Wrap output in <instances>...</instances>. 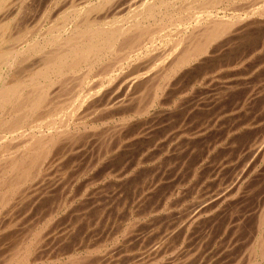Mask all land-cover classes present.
Masks as SVG:
<instances>
[{"label":"rangeland","instance_id":"374dc122","mask_svg":"<svg viewBox=\"0 0 264 264\" xmlns=\"http://www.w3.org/2000/svg\"><path fill=\"white\" fill-rule=\"evenodd\" d=\"M19 1L23 2L24 0H18V4H16V6H18V7L21 6L22 11H19L20 13H24V12L25 13L24 14H20V16H19V12L16 13V15L18 14L19 20H18V17L15 16L16 18L14 19V21L12 23H14L15 20L17 19L19 21V24H18L17 21L14 24H12V23L10 24L9 23V29L13 30V25H14L15 26V28H14L15 31L13 30L14 31L13 34H15V32L17 33L18 29L20 31L21 30L24 31V28H25V30L27 31V34H29V35H30V33L32 34L30 36H37L38 35L37 32L39 33L40 30L41 31H45L46 29L49 28V27L47 28V26H50V24H52V23L55 25V22H57V20H58L57 24H59V22L62 19H59V17H61V16L56 18L55 12H56V10L58 8H59L58 10H60L61 6H62V9H63V7L65 8V7L69 6V4H71V2H74V1H76V2L77 1L78 2L83 1L84 2V0H74V1L73 0H66L68 2V4H67V2L65 0H61V1L60 0H52V2H51V0H48V1L47 0H45V1L44 0H42V1L41 0H39V1L30 0L31 2L25 0L27 2L25 4L32 3L30 5H27L28 6V8H27L26 5L24 6V2H23V6H24L23 7L21 5L22 3L19 2ZM85 1H87V0H85ZM90 1L95 3V1H97V0H90ZM239 1H240V3H239ZM239 1L238 0L236 1L237 4L239 3L238 7L242 6V7H239V8H241L243 10L244 8H246V7H244V5L247 6L248 4L251 3L250 1H253V0H248V1L246 0L247 2H249L248 4L246 3V1H244L245 3L242 0H239ZM47 2L50 5H47ZM56 2L59 3L60 5H59V7H57L55 9V11H53L52 10V6ZM231 2H228L229 6L232 5V4L230 5ZM257 2L259 3L261 1L256 0V3ZM235 4L233 3V5L231 7H229L228 4H227L226 8H224L225 6L223 7V9L219 8L220 14H222L223 12L226 13V14H230L233 11V7H237V4L236 5ZM18 7H17V9H18ZM22 7L25 8L26 10L23 9ZM228 7H229V9H228ZM40 10H41V13H40ZM227 10H229V12ZM48 11H51L49 15H48V13H49ZM23 15H25V16H23ZM21 16L24 17L23 18V22L21 20L22 19ZM37 19H38V21H37ZM52 20H53V22H52ZM54 20H55V22H54ZM35 25H37L40 29L36 28L37 26H35ZM17 27H19V28H17ZM29 28H31L30 31H29ZM32 31H34L36 35ZM242 36L243 37L239 39L240 43L237 42L239 40L236 41L237 43L236 42L233 43L234 45L231 43L233 45L231 47L232 51H230V50H229V52L227 51L226 54H225L226 58H222L221 59L222 61L225 62L224 65L222 64L223 62L221 63V65H222L221 68L219 67V68L215 69L214 71L213 70L210 71L209 70L210 67H208V65L207 66L203 65L204 68L201 67V69L199 68V66H196V67L192 68L193 72H187L185 74H181L182 72H179V73H177L174 76L175 79H174V77H172V79L171 78L167 79L166 82L163 81V83L165 82V85H162L161 77H157V79L159 81L158 80L156 81V78L154 77V79L156 81L155 83L158 84L160 82V84L163 86V89L160 90V92H158L159 95L154 100V104L152 105L153 107L149 108V111L141 113V115H140V112H138V111H137V113H139V114L134 112V110L133 111L130 110V109H133V108L135 109L136 107L134 105L132 106L131 104H129V102L131 103V100H133V98L135 96H137V97H141V99L138 98L140 100H142V99L146 100V102H144L145 104L141 101L143 103V106H145L146 104H149L150 100L151 99L153 100L152 96L154 95V92H151V90H154V86H152V84H150V82H149V85L148 84L146 85V87H149V88H145L144 87L146 89V91H145V89L143 87H141V89H143V90H140V91H137V90L140 89V87H139V89H136V90H134L133 88H132L133 90L129 88V90H131V92L132 91H134V92L137 91V93L136 92L135 93L134 92L131 93L130 91H129L130 92L129 93V92H127L128 90L125 87L127 85L125 83H127L128 78L130 79V77L137 76V72L136 71H138V72L139 71L140 72L143 71L144 74L147 72L148 75L150 74V76H151V77H149L147 75V78L149 77L150 78L149 81L153 82L152 80H154V79H152L153 78L152 76H154L155 72L158 71L159 68L162 69L163 65L161 64L162 67H161V65H159L158 68H157V66H155V69H153V70L151 68H153L154 66L150 68V66H151L150 64L146 65L147 68H145L146 66L145 67L141 66L140 69H139V67H140L139 65L143 61L145 62V64L148 63V62L150 63L151 60L150 61H148V60L152 57L153 53H155L159 49V51L156 54H153L152 61L154 60V58H157L160 54H162L163 51H165L169 47V45L165 44L164 47L163 46H159V48L155 49L156 51L153 50L154 51V52L152 51L153 53L150 52L148 54V57H147V55H146V57L142 56L143 58L141 56H139L140 58H142L141 60H143V61H141L140 59L138 60V58H139L138 57L137 61L135 59H133L128 64H124L122 67H120L119 70L116 68L115 73L113 72L110 75V76H112V79L108 75L109 73L108 74L107 73H103L104 72L103 71L104 68L102 69V67L104 66L103 65L104 63L102 64L103 66L101 67V70L103 72L98 71V69H100L101 65L98 66L99 68L96 67L97 69L94 68L97 71H95L93 69L94 72L91 71V73H89V75L87 76L88 77V82L84 86V88L86 87L85 90H88V89L93 90L95 87L96 88H98V87L102 88L103 87L102 91H106V96H107V93H108L109 97L108 96L107 97L104 96V99H102L101 101L96 102L90 108H87L88 109V110L86 109L87 111L86 110L84 111L83 109H81V110H78V112H77L78 116L82 117V115H83L82 119H84L85 122H87L88 124L92 122L91 124H93V126H95V127H93V129L95 130L93 132L94 134L91 135L89 138L88 137L84 138V137H82L83 135L81 133L83 131H80V133H79L80 134V139L76 140L78 142V143L76 142L77 144H75V141L73 139H71V138L68 140L69 142L68 141L65 142V143L68 142V144H69V148L68 149L69 150H70V148L73 147V149H72L73 155L70 154L71 155L70 156V155H66V153H65V154H63L62 159L58 158V160H57L58 161L57 164H59L58 166H57V164H55V167L53 166L54 168H52V164H50L51 165V166L49 165L50 167L47 166V167H45V169L42 170V171H45L46 173L42 172L41 175L38 178L37 182H39L40 190H38V193L35 192L36 196H34L35 194L33 193L34 192V190H33L34 187L33 186L30 187V188L27 187V186L23 187V190L25 192L20 188L21 192L20 191L19 192L21 193V195H20L19 192H17V194L20 195V196L27 195V198L30 197L31 199L28 200L29 198L26 199L25 196H24V199H23V197L19 198L20 196L17 195L14 199H12V200L17 201L16 202L17 204H14L15 201H13V204H12V202H11L12 200H11L10 201L11 204H9V205L12 206V207L17 208V205L20 204V206L18 208H22L23 207V212L21 211L22 209L20 210V209H15V208H14L15 210L13 211V208L10 207L9 205L8 206L10 208L6 206L4 208V210L6 209V211H4V212L2 211L1 212L2 215L5 214V213L6 214L3 217L1 215V217H0V220H1L0 221V229H1L0 230V246H1L0 247V258H2V259H0V263H1V261L3 259H6L8 257L7 256V255H9L8 253H10L11 250H12V248H10V247H11V245L13 246L14 242L17 241L19 243V241L21 242L23 239H26V241L29 240V238H30L29 236H31V234L34 233V232L36 233L35 230L38 231V229H39V231L42 230L41 233L44 234L43 235L44 236L43 237L44 241L46 240V238L53 237L54 232L56 231V233H55L56 234V238L58 239V241L61 242V243L60 242H54V244L58 243V244H56L57 246L55 245V250H57V251L59 250L60 253H61L60 254L59 251L58 252L55 251L54 248H53V251H54V253H55V255H56V257L58 259H55V257H50L51 255L48 256V257L52 258L53 264L54 263L55 264L56 263L57 264H62V263L63 264H87V263L88 264H109V263L110 264H112V263L113 264H145V263L146 264H164V263L169 264L170 261H171V260H169V258H170L169 255H171L177 249V247L179 248V246H180V244H179L180 242L178 240V236H179L181 227L176 225L175 228L173 229L172 220H170L168 218H171V217L174 218L175 216H178L179 214L180 215H183L184 213L186 214L185 210L188 211V209H190V208H188L189 204H190L189 206H191V207H192V205L195 206L197 204V202L201 203L205 199V197L208 198L207 195L212 196L214 193L220 192L222 190V188H224L231 180H233L237 175H239L238 173L246 165V163H250L251 165H254V167H252V170H255V171L250 172L248 174L249 177H248V175L245 176L243 184H241V187L239 188V191L236 194L238 196L237 197L235 196L234 198H232V199H230L228 201H225L224 203H222L223 205L221 204L219 206L220 208L222 207V210H223V208L224 209L226 208L225 210L222 211L219 207L217 208V206H216V207H212L213 211L210 209V210H208L209 211L208 213H205V215H208L207 217H210V218L212 217V219H208L206 217L208 220H212V221L209 222L207 219H204L203 222H200V226H199V224H197L198 226L197 225L194 226V228H193L194 230H192V233L190 232L191 233L190 238L195 233H197V234L194 235V237H192V240H191L192 242H194V240H195V242L193 244H195L196 247H194V249H192V250L190 249V254H188V257L185 258V256L187 255V254H185L184 257L182 259H180L182 257V255H180L179 256V260L181 262L179 263L177 261L176 264H178V263L181 264L182 262H183V264H188V263L189 264H202L203 262H204L203 264H213V263L214 264H219V263H221V264H232L233 263L234 264V261L236 262L235 264H237L240 261L239 259H241V261L242 260L243 261L242 262L240 261L241 263L239 262L238 264H243L245 261L247 263H244V264H258V263L259 264H263L264 262H262V261H264V256L260 255L259 246H263V245H261V244H263V243H261V240L262 239L264 240V237H262L263 236L262 235V231L264 230V165H262V164H264V162H263L264 153H263V157H262V155H260L258 158H257V156H256V158H254L255 157L254 156V149L257 148V151H258V150H260V148H263V150H264V73H263L264 72V49H263V51H261V49L264 48V27L256 28V30L254 29V30L249 31L248 33L245 34V36H248V37H245L244 35H242ZM252 38L254 40H252ZM243 41H245V42H243ZM20 42L21 41H18V44ZM255 43H256V45L257 44L258 45L255 46L254 45ZM235 44L236 45L238 44V46H236ZM239 46H241V47L239 48ZM251 48H253V49H251ZM237 50L241 54H239L238 52H237L238 53L237 54L236 53ZM240 50H241V52H240ZM250 50L251 51L255 50V51L251 52ZM231 52H233V54ZM242 53L243 54L245 53V54L243 55ZM235 54H237L239 57L237 55H235ZM149 55H151V56H149ZM245 55H247V57H245ZM37 56L38 55L35 54L30 59L24 60L22 62L23 63L26 62V63L31 64V62H36V59L39 58V56H38V58H37ZM231 56L232 57L236 56V57L232 58ZM228 57H230V58H228ZM241 57H243L242 58L243 60L240 59ZM228 60L233 61V65H232V63H229ZM235 60H236V62H235ZM259 60L262 61V62H259ZM22 62L18 63V66L16 65L17 68L15 66V68L13 69V74L14 75H16V74L18 75L19 70H21L20 72H22V70H23L22 73H19V75H21V74H24L27 70H29V68L32 69L31 65H28L26 63H25L26 65L25 64L23 65ZM106 63L107 64H105V65H108V64L110 65V63H112V61H108ZM164 63H166V62H163V64ZM240 64H241V66H240ZM109 65H108V67H109ZM230 65H232V66H230ZM237 65L240 66L242 70H240V68L238 67L239 69L237 71L236 68H235V67H237ZM242 65L246 69L243 68ZM21 66L22 67L24 66L23 67L24 69L21 68ZM148 66H149V68H148ZM233 66H234L235 69H232ZM105 67L108 68L107 66H105ZM26 68H28V69H26ZM195 68L198 70V72H197V70ZM144 69H151V70L148 72L147 70L145 71ZM243 69L247 70V72H245ZM123 70H125V72ZM131 71H134L133 72L134 74ZM234 71H235V73H233ZM236 71H237V74H239V75L236 74ZM140 72H139V74H140ZM143 72H141V73H143ZM153 72H154V74H153ZM75 73H74V75L70 74V78L67 77V79H66V76H68L69 74L66 75L65 78L62 77V79H64V80L66 79V81L70 79L69 81L61 82V80H59L58 83L56 82L58 84L57 87L52 86L53 88L52 87L50 88L49 91L52 90L51 93L49 92L50 96H48L49 100L51 101L50 104H52L54 102V99H55V101H58V100H61V99L63 101L64 99H68L69 97H71L73 88L75 86H77V87L74 88V92H78L79 89H81V87L79 85H77L78 84V82H76V80L78 81L77 77H76V79L74 78L77 75L80 77L81 71H77ZM117 73H119L120 76ZM203 73H205V74H203ZM216 73H218V74L216 75ZM90 74L94 75V77L92 76L93 79L90 76ZM115 74H117V76ZM125 74L127 75V77H125L126 76ZM128 74H129V76H128ZM130 74H133L134 76L130 75ZM156 74H158V72H156ZM103 75H105V77ZM113 75H115V76L113 77ZM100 76H103V78H101ZM158 76H160V75H158ZM183 76H185V77L183 78ZM219 76H222V77L219 78ZM179 77H181L182 80ZM191 77H193V78H191ZM245 77H246V79H245ZM72 78L75 79V83L71 81ZM96 78H99V80H97ZM114 78H116V80H114ZM240 78H241V80H239ZM91 79H92V81H91ZM193 79H195V80H193ZM64 80H62V81H64ZM112 80H113L114 83L111 82ZM168 80H169L170 83L173 84V88L172 89H170V87H168V86L172 87V85H170ZM119 81H120V83H119ZM188 81L190 83H192V82L193 83L190 84ZM109 82H110L111 85L109 84ZM234 82H236V83H234ZM238 82H241V83H238ZM56 83L54 85H56ZM67 83H69V84L71 83L72 85L70 84V85L67 86ZM95 83L96 84L98 83V85H96ZM155 83H153V85H155ZM228 83L229 84L231 83V84L229 85ZM124 84H125V86H124ZM150 85H151V89H150ZM184 85H185V87H184ZM256 85H257V87L260 86V85L261 86L258 87V89H257ZM120 86H123V87H120ZM165 86H166V89H165ZM61 87H62V89H61ZM124 87H125V91L128 93V96L131 97L133 95V93L135 95L134 97L131 98V100L129 99V102L127 101L128 103L126 102L125 99H123L124 97L126 99L130 98V97L127 96V93L125 91H124L125 93L123 92ZM219 87L222 88V91H221V89H219ZM261 87H262V89H261ZM56 88H58V89H56ZM66 88H68V89H66ZM76 88H77V90H75ZM107 88H109V89H107ZM148 89L150 90V92H149ZM177 89L180 90V91H178ZM254 89H255V91H254ZM113 90H115V92ZM116 90L119 91V92H117V93H119L118 95H116L117 94ZM181 90L183 92H181ZM223 90H225V91H223ZM259 90H261V91H259ZM57 91H58V93H57ZM61 91H63V92L60 93ZM69 91H70V93H69ZM205 91H206L207 94L204 93ZM251 91L254 92V93H252ZM258 91H259V93H257ZM65 92H67L69 94L67 95V93H65ZM121 92H123V93H121ZM166 92L167 93H171V94H167ZM54 93H55V95H54ZM52 94L54 95V97H53ZM61 94H62V96H61ZM111 94H114V95L110 96ZM150 94H152V96ZM165 94H166V96H165ZM254 94H255V96H254ZM66 95H67V97H65ZM149 95L151 96V98H148ZM160 95H161V97H160ZM206 95H207V97H206ZM120 97L122 98V100H124L125 105H123L124 103L120 104V105H123L120 108L124 107V108L121 109V111L119 110L120 108L119 109L114 108L116 111L119 110L117 115H115L116 114L115 110L114 111L112 110V112L109 111L107 113L104 110L100 111L99 107L101 109H103V107L105 108L106 105H104V104H106V102L107 103L116 102L119 99L121 100ZM137 97H135V99H134L135 101L133 100V102H136L137 106L138 105L141 106L142 103L139 102L140 103L139 104L137 102L138 101V99H136ZM210 97H213L214 100H213V98H210ZM204 98H206V99H204ZM209 98L212 99V100H210ZM173 99H174L175 103L173 102ZM198 99H199V101H198ZM215 99H218V100H216L218 102H216ZM107 100H110V101L108 102ZM196 100L198 101V103L196 102ZM203 102H204V104H203ZM248 102H249V104H248ZM101 103H102V105H101ZM210 103L211 104L213 103V104L211 105ZM216 103H217V105H216ZM128 104H129L130 108L125 107L126 105L128 106ZM185 104L187 105V107L190 104V106H189L190 109L189 108L187 109ZM195 105H197V106H195ZM139 106H138V110L141 107H143V106H141V107H139ZM232 108H233V110H231ZM123 109L124 110L125 109L129 110L130 112L129 111L127 112L125 110L126 113H128V114H126V113H124L125 111H123ZM141 109H143V108H141ZM187 110H188L189 114L187 113ZM191 110H193V111H191ZM101 112H103V114L105 116L103 114H101ZM120 112H123V113L120 114ZM85 113H86V115L87 114L88 115L84 116ZM110 113L112 115H110ZM146 113H149L150 116L148 114H146ZM89 114L91 116H93V117L91 118L89 116ZM99 114H101V115L98 116ZM210 114H214V115H211L212 118L210 117ZM128 115L130 116L129 118H128ZM142 115H144V116H142ZM147 115H148V117L146 118L145 116H147ZM108 117H109V119H108ZM121 117L126 118L125 125H124V121H121L120 124L122 123L121 124L122 125V130H118L115 127V123H117L116 121L119 122ZM207 117H209V119ZM98 118L102 119V121L98 120ZM110 118H111V120H110ZM143 118L147 121V123L145 122V120L143 121ZM89 119L90 120L93 119V120H91V122H90ZM95 119H96L97 123H96ZM189 119H191V120H189ZM201 119L202 120L205 119V120L202 121ZM207 119H208V121H207ZM113 121H114V123H113ZM128 121H129V123L131 125L128 124V126H127L126 122L128 123ZM139 121H140V123H139ZM142 121L145 123V125H143V126H141V124H144V123H142ZM102 122L105 124V126H106L105 129L106 130L104 129V127H103L104 125H103ZM111 122L114 125H112ZM198 123H199V125H198ZM97 124H99L98 127H97ZM107 124H108V127H107ZM214 126H216V127H214ZM188 127H189V129H191L190 132L188 131L189 129H187ZM111 128H113V130ZM107 129L111 133H108ZM115 129H117V130H115ZM87 130L84 129V132H86ZM125 130H126V132H125ZM193 130H194V133H193ZM205 130H206V132H205ZM84 132H83V134H84ZM117 132H118V134L120 132L121 135H116ZM128 132H130V133H128ZM203 132L205 133L204 135L201 134ZM87 133L84 134V135H87ZM123 133L125 135V136L123 135L124 137H122ZM131 133H134V134L131 135ZM105 134H106V136H105ZM101 135H102V138L100 139ZM103 136H105V137L108 136V137L106 139H103L104 138ZM117 136H121V137H117ZM132 138H133V140H132ZM120 139H121V141H120ZM259 139L261 140V142H260ZM111 140H117V141H115L116 148H115V146L113 147L114 141H111ZM219 140H221V141H219ZM71 141H73V142L71 143ZM229 141H231V142H229ZM254 141H256V142H254ZM258 141H259V143H257ZM107 143L110 144V145L112 144L111 145L112 148H110V145H108ZM116 143H117V145H116ZM150 143H152V144H150ZM199 143H200V145H199ZM80 144H82V146ZM84 144H89V146L88 145H84ZM255 144L257 146L254 147ZM90 145H92L94 148L92 146L90 147ZM175 145H176V147H175ZM248 145H250V146L248 147ZM85 146H88V147H85ZM105 146L108 149H111V150H108ZM121 146H123V147H121ZM184 146H185V148H184ZM66 147H68V146H66ZM80 147H83V148L85 147V148L84 149L82 148L83 151H81ZM173 147H175V148H173ZM91 148L93 149V151L90 150ZM120 148H121V151L119 150ZM204 149H208V150H204ZM69 150L67 151L68 153L71 152V150L70 151ZM74 151L75 152L77 151L76 152L77 154H81L82 153V157L77 158L80 155L75 154V157L77 158L76 159L74 157ZM90 151H92V152H90ZM207 151H208V153H207ZM228 151H229V153H228ZM83 152H85V153L83 154ZM112 152H113V155H112ZM189 152L190 153L193 152V154L191 153V155L188 156L190 154ZM86 153L89 156L85 157ZM89 153H91V154H89ZM230 153H232V154L230 155ZM109 154L112 155V156L110 157ZM199 154H200V156H199ZM202 154H204V156ZM65 155L67 157L69 156V158L67 159V157H65ZM91 155H92V157H91ZM97 156L98 157L100 156V157L98 158ZM202 156L205 157V158H202ZM70 157H72V158H70ZM84 157L86 159L90 157V159L85 160ZM185 157H186V160L184 161L183 159ZM192 157L195 158V159H193ZM73 158H75L76 160L73 159ZM230 158H231V160H230ZM191 159H193V160L191 161ZM200 159H202V160H200ZM254 159L258 160L259 163H258V161L255 163V161H253ZM71 160H73V162L76 164V165H74V167H72L74 163H72ZM77 160H78V162H77ZM89 160H90V163H89ZM194 160L196 161L197 164L194 162ZM225 160H226V162H225ZM59 161L62 162L63 165L68 163V161H70L72 168L70 167V165H67V164L64 165L66 167L69 166L71 168L70 169L68 167V169L70 171L68 172L67 170H65L66 167H64L62 164H60ZM189 161H191V162H189ZM203 161L205 162V166L204 167L201 165V163L204 164ZM70 162L68 164H70ZM192 162L195 163L196 165L193 164ZM215 162H217L219 165L217 163H216L217 164L216 165ZM260 162H261V165H259ZM54 163H56V161H54ZM78 163H79V165H78ZM189 163H191L192 166ZM207 164L208 165L210 164V165L208 166ZM220 164H222V165H220ZM90 165H92L93 168ZM128 165L131 166V168ZM158 165H159V167L157 168ZM174 165H176V166H174ZM193 165L195 167H193ZM116 166L117 167L120 166V167L118 169H116L117 168ZM206 166L208 167V170H207ZM238 166H240L241 168L238 167ZM61 167H62V169H61ZM178 167H181L180 168L181 171H180V169ZM215 167H217L218 169L213 170V169H215ZM256 167H258L257 170H259V172L256 170ZM47 168H48L49 171L47 170ZM185 168H187V170H185ZM195 168H198V170H196ZM225 168H226V170H225ZM113 169H114V171H113ZM115 169L118 170V171H115ZM169 169H171L172 171H170ZM188 169H190L189 172H188ZM50 170H52V172H50ZM55 170H57V172H55ZM61 170H63V172ZM72 170L73 171H75V170L77 171L78 170V171L76 173V171L73 172ZM101 170H103V171H101ZM177 170H178V172H177ZM202 170H203V174H202ZM65 171L67 173H65V176H63ZM198 171H199V173H197ZM54 172L56 174H58L60 172V174L56 175ZM61 172H62V174H61ZM100 172H102V173L104 172L105 174L104 173L102 174ZM117 172L118 173L120 172V174H116ZM170 172L172 173L173 178L171 177V173ZM174 172L177 173V174H175ZM195 172L197 174H195ZM205 172H206V174H205ZM232 172H233V174H232ZM68 173H70V174H68ZM252 173H254V175ZM97 174H98L99 177H95V176H97ZM198 174L201 175V176H196ZM60 175L63 176L62 177L63 180H61L62 182L60 181V177H59ZM114 175L115 176L118 175V176L115 177ZM204 175H205V177H203ZM214 175H216V176H214ZM252 175H253V177H252ZM41 176H42L43 180H42V178H40ZM193 176H194V178H193ZM207 176L208 177L211 176V177L208 178ZM256 176L259 177V178L256 179ZM46 177H49L48 180H51V181H48ZM57 177H58V179H57ZM68 177H70V178L68 179ZM201 177H202L203 180H201ZM52 178H55L56 180L53 181ZM65 178H67V179L64 180ZM207 178H208V180L211 179V180H209V182L210 181H212V182L209 183L208 181H206ZM219 178H221V179H219ZM175 179H176V181H175ZM227 179H228V182H226ZM39 180H42V181H39ZM200 180H201V182H200ZM220 180H221V184L222 185L220 184ZM255 180H257V181H255ZM47 181H48V183L50 182V184H48ZM56 181L57 182L60 181V182H58L59 184ZM65 181H67V182H65ZM217 181H219V183ZM55 182H56V184H55ZM118 182H119V184H121V186H118L119 185V184H117ZM151 182L153 183L154 187L152 186V184H150ZM223 182L226 185H224ZM41 183H42V186H41ZM43 183H45V184H43ZM60 183H61V185H60ZM63 183H65L67 185L63 186ZM115 183L117 185H115V187H114L113 184H115ZM173 183H174V185H173ZM148 184H150V185H148ZM156 184H157V186H156ZM205 184H206V186H205ZM215 184H218V185H215ZM244 184L247 185V186H245ZM50 185H51V187H50ZM82 185L84 186V188H83ZM86 185H87V187H86ZM243 185H244V187H243ZM60 186H61V188H60ZM217 186L222 187V188H219V187L217 188ZM79 187H80V189H79ZM111 187L112 188L114 187V189H112ZM94 188H95V190H94ZM118 188H120V189H118ZM150 188L151 189L153 188V190H151ZM245 188H248L246 190H248L249 194H246L247 192H246ZM54 189H56V190H54ZM87 189H89L88 190L89 193H88V191H86ZM91 189H92V192H91ZM97 189H100V190H97ZM177 189L180 191V193L178 192ZM213 189L214 190L216 189V190L214 191ZM241 189H242V191H241ZM243 189H244V191H243ZM81 190H83V191H81ZM28 191L30 192V194H29ZM31 191H32V193H31ZM85 191H86V193H85ZM115 191H117L118 193L116 192V194H115L114 193ZM211 191H213V192H211ZM111 192H113V193H111ZM170 192H172V193H170ZM192 192H193V194H192ZM205 192H206V194H203ZM242 192H245V193L243 194ZM45 193L46 194L48 193L49 195L48 194L45 195ZM182 193H184V194H182ZM32 194H33V196H32L33 199L35 198L33 201H32V197H31ZM113 194H115L114 197L112 196ZM117 194L120 195V196L118 197ZM201 194H203V195H201ZM260 194H261V196H260ZM169 195L171 197H169ZM187 195H188V197H187ZM199 195H201V196L199 197ZM45 196H46V198H45ZM240 196H242V197H240ZM199 198H200V200H198ZM201 198H202V200H201ZM180 199H183V200H180ZM243 199H244V201H243ZM21 200H22V202H21ZM25 200H28V203H27V201L25 202ZM178 200H179L180 203L178 205H176L178 203L177 202ZM35 201H37V202L35 203ZM38 201H40V203L42 202V204H38L39 203ZM169 202H171V203H169ZM188 202H189V204H188ZM231 202H232V204H231ZM173 203H175V204H173ZM58 204H60V207H58L59 206ZM182 204H183V206H182ZM228 204L230 205L231 209H230V207H228L229 206ZM256 204H257V206H256ZM26 205H27V207H26ZM99 205H101V206H99ZM185 205H187L188 209L184 208V207H186ZM225 205H228V206H225ZM34 206L35 207L37 206V210H36V208H33V210H32L31 207H34ZM83 206H85V207H83ZM154 207L155 208L157 207L156 210H155ZM11 208H12V211L14 212V213H12V212L11 213L14 215L15 211L17 210L16 213H19V215H20L19 217L20 218L18 216H13V215L10 216V215H8V214H10L9 212L11 211ZM182 208H184V209H182ZM232 208H236V209L238 208V210H235V209H232ZM27 209L28 210L30 209V211L32 210V212H30V211L28 212ZM227 209L230 210V211L233 210V212L235 211L234 215H233V212H230L231 214L228 213L229 211ZM18 210L21 211V212H19ZM7 211H9V212H7ZM218 211H220V212H218ZM239 211H241V212H239ZM27 212L30 214L29 216H28V214H26ZM170 212L173 213V214H171ZM236 212H237V215L235 214ZM20 213H22L23 216ZM211 213H212V216H210ZM216 213H218V214L216 216H214ZM222 213H224V214H222ZM227 213H228L227 217L230 216L228 218L225 215ZM247 213H248L249 216L247 215ZM174 214H175V216H174ZM6 215H8L9 217L7 216L8 218H6ZM224 215H225V217H222ZM261 215H263V216H261ZM21 216H22V218H21ZM232 216H234V217H232ZM260 216L262 217V219L260 218ZM11 217H13L14 219L11 218ZM238 217H239V220H238ZM243 217H244L245 220L242 219ZM245 217H247V218H245ZM254 217H256V218H254ZM218 218H219V220H218ZM222 218H224V219L222 220ZM231 218H233V219L236 218L238 221L236 219L233 220ZM9 219H10V221H9ZM28 219H30V220H28ZM64 219H65V221H64ZM240 219H241V221H240ZM21 220H22V222H21ZM229 220H231V222L226 224L227 222H229ZM235 220H236V222H232V221H235ZM242 220H244V221H242ZM3 221H4V223H5V221H7V223L3 224ZM15 221L17 223H15ZM25 221H29V222H25ZM36 221H37V223H36ZM136 221H137V223H136ZM223 221L224 222L226 221V223H224L225 226L223 224ZM246 221H248V222H246ZM30 222L32 223V226L34 225V223L36 225L31 227L30 226L31 225ZM216 222H218V223H216ZM21 223H23V224H21ZM7 224H9V225L6 227ZM202 224H206V225H203L204 227L205 226L209 227V225L213 226V227H209L208 228V232H206V230H204V231L202 230V228H201ZM257 224H259V226ZM1 225H3V226H1ZM20 225H22V226L20 227ZM28 225L32 229L29 228ZM61 225H65L64 228H63L64 230L62 229ZM227 225H228L229 229L233 228V229L230 230L231 231L230 232L231 235L227 232ZM24 226H25V228H24ZM43 226H46V227H43ZM222 226H224V227H222ZM65 227H67V228H65ZM68 227L69 228L73 227L72 231H71V229L69 230ZM198 227H200L201 228L200 230H202V232H205V234H203L201 231H200L201 233H199V228ZM204 227H203V229H204ZM5 228L8 229V231ZM171 228H172V230H171ZM197 228H198V230L196 231ZM254 228H255V230H254ZM2 229L4 230L3 233H2V231H3ZM29 229H30V231H29ZM44 229H46V230H44ZM59 229L60 230L62 229L61 233H60ZM66 229H68L67 232H66ZM166 229H168V230H166ZM217 229L219 230V232H218ZM33 230H34V232H32ZM50 230H52V231H50ZM170 230H171V232H170ZM57 231H58V233H57ZM63 231H65V233ZM69 231H71V232H69ZM220 231H222V232H220ZM28 232H32V233L29 234ZM51 232H53V234ZM74 232H76V233H74ZM124 232H126L127 234L125 235ZM207 233H208V235H207ZM27 234H29V235H27ZM57 234L60 235V236H58ZM66 234L67 235L69 234L68 235V237H69L68 239H67ZM134 234H136V236ZM156 234H158L159 237L156 236ZM202 234L206 235L205 237L207 239L203 238ZM217 234L218 235L220 234V235L218 236ZM227 234H229V235L226 236ZM263 234H264V231H263ZM196 236L197 237L200 236V237L197 238ZM258 236H260V238L256 240L255 238H258ZM12 237L14 238V241H10L12 239ZM58 237H62V239L61 238L59 239ZM64 237H65V239L67 241L64 239ZM156 237H158V238H156ZM190 238L188 239L189 243L187 241L186 245L187 244L189 245L191 243ZM199 238H202V240H200ZM197 239L199 240V245H200L199 247L201 249L204 248V246H205L204 243L208 244L209 242H211V244H208L209 246L206 245L203 250H200L199 247H197V244H196V243H198ZM203 240H205V242ZM23 241H25V240H23ZM206 241H207V243H206ZM229 241L231 242V244H228ZM257 241L260 242L261 244L256 243ZM17 242L15 244H17ZM162 242H164V243H162ZM76 243L79 244V246ZM80 243H82V244H80ZM83 244H84L85 247H86V244H87L88 245L87 248L88 249L90 248V250H88L85 247L81 248L80 245L83 246ZM158 244H163V248L164 249L167 248L170 245L169 247H171V248L169 249V252H168V249L167 250L165 249V251H167V252H164V253H167V255L163 253L162 254L163 258L161 256H159V258L156 257V260L153 257L146 258L144 260V262L139 260L140 256L138 257V255H141L142 252H143V254H146L147 251L148 252H152L154 250V247H156ZM193 244L192 245L190 244V246H192L191 248H193V246H195ZM251 244H253V245H251ZM256 244L259 245V246L257 247ZM59 245H60V247H58ZM70 245H71L72 248H70ZM173 245H175L176 248ZM202 245H204L203 248H202ZM253 246H254V248H253ZM64 247H65V249H67L69 247L70 251L67 249L69 251L68 252L67 250L64 249ZM74 247H75V249H74ZM94 247L97 248V249H95ZM173 247H174L175 250L173 249ZM59 248H62L65 253L62 251V249L60 250ZM206 248H207V250H206ZM171 249H172V251L173 250L174 251L171 254H169L171 252L170 251ZM252 249L253 250L255 249L257 251L259 250L258 251L259 254H258L257 251H255V255H253V251H252V255L250 256V253H251ZM244 250H246V251H244ZM56 252L59 253L60 255L59 254L57 255ZM241 252L244 253V255H242ZM76 253L78 255H80V254H83V255L78 256ZM90 253H93V254H90ZM194 253H196V254H194ZM179 254H180V251H179ZM70 256H74V257L71 258ZM85 256H86V259L83 258ZM164 256H165V258H164ZM246 256H248V257H246ZM45 257H47V256H45ZM45 257L43 256V258H45ZM75 257H76V259H74ZM91 257H93V258H91ZM166 259L168 261H166ZM183 259H185V260H183ZM187 259L190 262H188ZM224 259H225V261H224ZM161 260L163 261V263H160ZM206 260H208V261H206ZM139 262H142V263H139ZM39 263L40 262H36V264H39Z\"/></svg>","mask_w":264,"mask_h":264},{"label":"bare ground","instance_id":"6f19581e","mask_svg":"<svg viewBox=\"0 0 264 264\" xmlns=\"http://www.w3.org/2000/svg\"><path fill=\"white\" fill-rule=\"evenodd\" d=\"M27 1H30V0H27ZM39 1V0H37ZM42 1V0H41ZM40 1V2H41ZM45 1V0H44ZM48 1V0H47ZM61 1V0H60ZM66 1V0H65ZM74 1V0H73ZM232 1V2H231ZM97 0L95 1V3L91 2L90 0H87L84 2L81 1V2H71V4H69V6L67 7H63L62 9V6H61V9L60 10H56L55 12V16L56 18L59 17V19H62L59 24H57V22H55V25L52 23L53 20H52V24H50V26H47L48 29H46L45 31H41L38 33L37 32V36H30L32 35L30 33L27 34V31L25 30L24 28V31H19L17 30V33L15 32L14 33V28L15 26L13 25V30L12 29H9V23L11 24L14 19L16 17H18V14L16 15V13H18L19 11H22L21 9V6L18 7L16 6V4H18V0H0V217L2 215V211H6V209L4 210V208L7 206L9 207L12 202L13 204V201L15 200H12L14 199L18 194L17 192H21V189L23 190V187H34L33 190H34V196H36V193H38V190H40V187H39V182L38 181V178L39 176L41 175L42 172H45V171H42L43 169H45V167L49 166L50 164H52V168L55 167V164H57V160L58 158L62 159V156L63 154L66 153V155H70L72 154L73 155V152H72V148H70L71 152H67L69 149V144H68V140L71 138L75 141V144H77L78 142L76 141L77 139H80V131H83L84 132V129L87 130L86 132H84V134H86L87 132V135H84L83 132L82 133V137L84 138H89L91 135H93L94 133V129L93 127V124H91V120L93 119H89L91 123H87L84 121V119H82L81 116H78L77 112L78 110H81L83 109L84 111L87 109V108H90L91 106H93L96 102L98 101H101L102 99H104V96H106V91H102V88L101 87H98V88H94L93 90H85L84 86L86 85V83L88 82V75L89 73H91V71H93V69H97L96 67L100 66V69H98V71H101L103 73H109L108 75L110 76L111 73H115V70L116 68L119 70L120 67H122L124 64H128L130 61H132L133 59H135L137 61V58L139 56H145L147 55L148 57V54L150 52H152L153 50L159 48V46H165L166 45H169V47L163 51L162 54H160L157 58H154V60L152 61V57H153V54H156L158 51H156L155 53L152 54V57L148 60L150 61V63H146L141 60L142 58H138V60L140 59L141 61V64L139 65V69L141 68V66L145 67L146 65L150 64V68L152 70L155 69V66H158L159 65H163V68H159L158 71V74H154V76H152L154 79V77L156 78V81L158 80L157 77H161V83L162 85H165V82L167 81V79H172V77H174L177 73L179 72H182L181 74H185L187 72H193L192 68L196 67V66H199V68L201 69V67H203V65L210 67L209 70L210 71H214L215 69L217 68H221V63L224 65V61H222L221 59L222 58H226L225 57V54L226 52L229 50L232 51L231 47L234 45L233 43H235L237 40H239L240 38H242L246 33H248L249 31L251 30H256V28H261V27H264V0H259L261 2H257L256 3V0H253V1H250L251 3L248 4L249 2H247L246 0H242L243 2L246 1V4L247 6L244 5V8L243 10L239 7H242V6H239V3L237 4V0ZM21 2V1H19ZM24 2V6L26 5V7L28 8L27 5H30V4H25L27 3L25 0L23 1ZM23 2H21L22 6H23ZM36 2V1H35ZM52 2V0H51ZM50 2V3H51ZM67 2V1H66ZM76 2V3H75ZM228 2H231L230 5L233 3L237 4V7H233V11L230 13V14H226V13H222L220 14L219 12V8L220 9H223L226 8L227 4L229 6V3ZM34 3V2H33ZM37 3V2H36ZM75 3V4H74ZM245 3V2H244ZM20 4V3H19ZM46 4V3H45ZM68 4V2H67ZM235 4V5H236ZM242 4V3H241ZM36 5V4H35ZM47 5H50L48 4L47 2ZM59 3H54V5L52 6V10L55 11V9L57 7H59ZM231 5V6H232ZM23 6V7H24ZM229 6V7H231ZM16 7V8H15ZM18 7V9H17ZM22 7V8H23ZM43 7V6H42ZM228 7V9H229ZM34 8V7H33ZM68 8V9H67ZM25 9V8H23ZM30 9V8H29ZM26 10V9H25ZM24 11V10H23ZM103 11V12H102ZM229 12V10H227ZM45 12V11H44ZM48 15L50 14L51 11H48ZM25 13V12H24ZM24 13H20L19 12V16L20 14H24ZM40 13H41V10H40ZM47 13V12H46ZM43 14V13H42ZM26 15V14H25ZM23 15V16H25ZM31 15V14H30ZM16 16V17H15ZM40 16V15H39ZM43 16V15H42ZM22 17V16H21ZM20 17V18H21ZM23 18L22 17V22H23ZM36 19V18H35ZM34 19V20H35ZM53 19V18H52ZM18 20H19V17H18ZM17 19L15 20L14 23H16V21L18 22L19 24V21ZM38 21V19H37ZM48 21V20H47ZM49 22V21H48ZM12 23V24H14ZM36 24V23H35ZM42 24V23H41ZM40 24V25H41ZM57 24V25H56ZM16 25V24H15ZM23 25V24H22ZM19 26V25H18ZM27 26V25H26ZM25 26V27H26ZM37 26V25H35ZM20 27V26H19ZM17 27V28H19ZM41 27V26H40ZM36 28H39L38 26ZM42 28V27H41ZM31 28H29V31H30ZM34 29V28H33ZM40 29V28H39ZM35 30V29H34ZM38 31V30H37ZM34 32V31H32ZM35 34V32H34ZM250 34V33H249ZM36 35V34H35ZM248 35V34H247ZM245 37H248V36H245ZM260 37V36H259ZM245 39V38H244ZM250 39V38H249ZM259 39V38H258ZM242 40V39H241ZM246 40V39H245ZM252 40H254L252 38ZM18 41H21L19 44H18ZM240 43V40L237 41ZM236 42V43H237ZM245 42V41H243ZM250 42V41H249ZM261 42V41H260ZM259 42V43H260ZM17 43V44H16ZM233 45H232V44ZM238 43V44H239ZM238 44L236 46H238ZM241 45V44H240ZM255 46L256 43L254 44ZM244 46V45H243ZM247 46V45H246ZM241 46H239L240 48ZM252 47V46H251ZM238 48V47H237ZM236 48V49H237ZM250 48V47H249ZM162 49V48H161ZM244 49V48H243ZM253 49V48H251ZM264 48L261 49V51H263ZM242 50V49H241ZM240 50V52H241ZM256 50V49H255ZM255 50H252V51H255ZM251 51V50H250ZM251 51V52H252ZM239 53V51L237 50L236 53ZM250 52V53H251ZM233 54V52H231ZM237 53V54H238ZM247 53V52H246ZM35 54H37L39 56H37L38 59H36V62H31V64L29 63H26L28 65H31L32 69L29 68V70H27L24 74H21L19 75V73H22L20 72L21 70H19V73L18 75H14L13 74V69L15 68V66L17 65L18 66V63L24 61V60H28L30 59L32 56H34ZM159 54V53H158ZM235 54V55H237ZM241 54V53H239ZM243 54V53H242ZM245 54V53H244ZM243 54V55H244ZM249 54V53H248ZM247 54V55H248ZM247 55H245V57H247ZM256 55V54H255ZM151 56V55H149ZM238 56V55H237ZM232 57V56H231ZM236 57V56H234ZM232 57V58H234ZM239 57V56H238ZM230 58V57H228ZM243 57H241L240 59H242ZM35 59V58H34ZM258 60V59H257ZM108 61H112V63H110L109 67L108 65H105L107 64L106 62ZM229 63H232L233 65V61H230L228 60ZM135 62V61H134ZM161 62V63H160ZM163 62H166L163 64ZM236 62V60H235ZM243 62V61H242ZM259 62H262L259 60ZM25 63L22 62V64L24 65ZM104 63V64H103ZM137 63V62H136ZM152 63V64H151ZM160 63V64H159ZM228 63V64H229ZM255 63V62H254ZM25 64V65H26ZM104 66H103V65ZM134 64V63H133ZM237 64V63H236ZM249 64V63H248ZM27 65V66H28ZM132 65V64H131ZM130 65V66H131ZM138 65V64H137ZM161 65V67H162ZM165 65V66H164ZM202 65V66H201ZM230 65V66H232ZM16 66V68H17ZM20 66V65H19ZM26 66V67H27ZM103 66V67H102ZM105 66H107L108 68H106ZM135 66V65H134ZM148 66V68H149ZM227 66V65H226ZM241 66V64H240ZM237 65L236 70L238 71V69L241 67ZM243 66V65H242ZM24 67V66H23ZM21 66V68H23ZM101 67L103 69V71L101 70ZM239 67V68H238ZM99 68V67H98ZM106 68V69H105ZM124 68V67H123ZM138 68V67H137ZM147 68V66L145 67ZM204 68V67H203ZM234 66L232 67V69H235ZM243 68H245L243 66ZM24 69V68H23ZM28 69V68H26ZM94 69V70H95ZM128 69V68H127ZM151 69H144L145 71L147 70L148 72L151 70ZM161 69V70H160ZM196 69V68H195ZM208 69V68H207ZM206 69V70H207ZM229 69V68H228ZM246 69V68H245ZM248 69V68H247ZM251 69V68H250ZM253 69V68H252ZM18 70V69H17ZM197 70V69H196ZM219 70V69H218ZM239 70V71H240ZM244 70V69H243ZM261 70V69H260ZM25 71V70H24ZM77 71H81V75L80 77L77 75L75 76L74 78L78 79V81L76 80V82H78L77 85H79L81 87V89H79L78 92H74V88L77 87L75 86L73 88V91H72V95L71 97H69L68 99H64L65 97H67V95L70 93H67V95L63 98L64 100L62 101L61 100H58V101H55L54 99V104H50V100L48 98L49 95V92L51 93L50 88L52 86H55L57 87V83L59 80H61V82H65L67 77L70 78V74L74 75L75 72ZM97 71V70H95ZM125 72V70H123ZM122 71V72H123ZM160 71V72H159ZM200 71V70H199ZM220 71V70H219ZM222 71V70H221ZM224 71V70H223ZM237 71H236V74H237ZM245 72H247V70H244ZM256 71V70H255ZM258 71V70H257ZM15 72V71H14ZM17 72V71H16ZM94 72V71H93ZM120 72V71H119ZM132 73L134 71H131ZM137 72V76L135 77H130V79L128 78L127 80V83H125L127 86H124L127 88V92H131L130 89H140L137 90V91H140V90H143L141 89V87H145V88H149V87H146V85L148 84L149 85V82L150 84H152V86H154V90H151V92H154V95L152 96V94H150L153 98V100L151 99L149 104H146L145 106H143V103L146 102V100H140L141 97H137L134 95V93L137 91H132L134 92L133 95L130 97L128 96V93L125 91V87L123 89V92L125 91L127 93V96L130 97V98H123L126 100V102L128 101L129 102V99L131 100L132 97H137L136 99H138V103L141 102L143 107V109H139L138 110V106L136 104V102H133V100L135 99V97L133 98V100H131V103L129 102V104H131L132 106L134 105L136 108L134 109H130V110H134V112L137 113L140 112V115L141 113H144V112H147L149 111V108L153 107L152 105L154 104V100L156 99V97L159 95L158 92H160V90L163 89V86L160 84V82L158 84H156L155 82V79L152 80L153 82L149 81L151 77L150 74L148 75V73L146 72L144 74L141 73L140 71V74L138 71ZM198 72V70H197ZM204 72V71H203ZM206 73V72H205ZM203 73V74H205ZM229 73V72H228ZM227 73V74H228ZM235 73V71L233 72ZM256 73V72H255ZM264 73V72H263ZM69 74V75H68ZM76 74V73H75ZM101 74V73H100ZM119 75V73H117ZM117 74H115L117 76ZM134 74V73H133ZM133 74H130V75H133ZM214 74V73H213ZM218 73H216L217 75ZM252 74V73H251ZM261 74V73H260ZM68 75V76H66ZM113 75V77L115 76ZM126 75V74H125ZM147 75L149 76L147 78ZM160 75V76H158ZM191 75V74H190ZM200 75V74H199ZM239 75V74H237ZM66 76V79H62L65 78ZM90 76L94 77L93 74H90ZM89 76V77H90ZM105 77V75H103ZM103 76H100L101 78H103ZM120 76V75H119ZM129 76V74H128ZM134 76V75H133ZM197 76V75H196ZM228 76V75H227ZM79 77V78H78ZM92 77V79H93ZM111 79H112V76H110ZM127 77V75L125 76ZM185 76H183L184 78ZM202 77V76H201ZM205 77V76H204ZM222 77V76H219V78ZM68 78V79H69ZM72 78V82L75 83V79ZM100 78V79H101ZM109 78V77H108ZM133 78V79H132ZM178 78V77H177ZM181 79V77H179ZM193 78V77H191ZM211 78V77H210ZM209 78V79H210ZM243 78V77H242ZM256 78V77H255ZM259 78V77H258ZM90 79V78H89ZM91 79V81H92ZM97 80H99V78H96ZM124 79V78H123ZM175 79V77H174ZM228 79V78H227ZM246 79V77H245ZM262 79V78H261ZM64 80V81H62ZM70 80V79H69ZM67 80V81H69ZM95 80V79H94ZM96 80V81H97ZM103 80V79H102ZM109 80V79H108ZM107 80V81H108ZM114 80H116V78H114ZM122 80V79H121ZM182 80V79H181ZM187 80V79H186ZM190 80V79H189ZM195 80V79H193ZM203 80V79H202ZM215 80V79H214ZM241 80V78L239 79ZM66 81V82H67ZM123 81V80H122ZM159 81V80H158ZM163 81H165L163 83ZM200 81V80H199ZM206 81V80H205ZM228 81V80H227ZM236 81V80H235ZM57 82V83H56ZM99 82V81H98ZM102 82V81H101ZM113 82V80L111 81ZM169 82V80H168ZM177 82V81H176ZM189 82V81H188ZM192 82V81H191ZM229 82V81H228ZM231 82V81H230ZM260 82V81H259ZM56 83V85H54ZM105 83V82H104ZM114 83V82H113ZM120 83V81H119ZM153 83H155V85H153ZM170 83V82H169ZM190 83V82H189ZM193 83V82H192ZM190 83V84H192ZM216 83V82H215ZM236 83V82H234ZM238 83H241V82H238ZM253 83V82H252ZM256 83V82H255ZM71 84V83H70ZM69 83H67V86L70 85ZM96 84V83H95ZM110 84V82H109ZM213 84V83H212ZM226 84V83H225ZM224 84V85H225ZM229 84V83H228ZM227 84V85H228ZM231 84V83H230ZM229 84V85H230ZM64 85V84H63ZM62 85V86H63ZM66 85V84H65ZM72 85V84H71ZM94 85V84H93ZM98 85V83L96 84ZM111 85V84H110ZM123 85V84H122ZM167 85V84H166ZM171 86H168L170 87V89L173 88V84L170 83ZM214 85V84H213ZM226 85V86H227ZM228 85V86H229ZM245 85V84H244ZM66 86V87H67ZM91 86V85H90ZM176 86V85H175ZM174 86V87H175ZM261 86V85H260ZM258 86V87H260ZM263 86V85H262ZM120 87H123V86H120ZM135 87V88H134ZM167 87V88H168ZM179 87V86H178ZM185 87V85H184ZM195 87V86H194ZM200 87V86H199ZM231 87V86H230ZM257 87V85H256ZM257 87V89H258ZM53 88V87H52ZM70 88V87H69ZM88 88V87H87ZM144 88V89H145ZM58 89V88H56ZM62 89V87H61ZM68 89V88H66ZM106 89V88H105ZM109 89V88H107ZM132 89V90H133ZM150 89H151V85H150ZM165 89H166V86H165ZM201 89V88H200ZM219 89H221L222 91V88L219 87ZM248 89V88H247ZM250 89V88H249ZM256 89V90H257ZM262 89V87H261ZM77 90V88L75 89ZM149 90V89H148ZM168 90V89H167ZM166 90V91H167ZM178 90V89H177ZM176 90V91H177ZM192 90V89H191ZM54 91V90H53ZM115 92V90H113ZM121 91V90H120ZM146 91V89H145ZM180 91V90H178ZM212 91V90H211ZM219 91V90H218ZM225 91V90H223ZM253 91V90H252ZM251 91V92H252ZM255 91V89H254ZM261 91V90H259ZM259 91L257 93H259ZM55 92V91H54ZM63 91H61L60 93H62ZM119 92L118 90H116V93ZM121 92V93H123ZM124 92V93H125ZM129 92V93H130ZM131 92V93H132ZM150 92V90H149ZM181 92H183L181 90ZM196 92V91H195ZM238 92V91H237ZM248 92V91H247ZM58 93V91H57ZM59 93V94H60ZM167 93V92H166ZM177 93V92H176ZM180 93V92H179ZM206 93V91L204 92ZM209 93V92H208ZM254 93V92H252ZM251 93V94H252ZM115 94V93H114ZM114 94H111L110 96L114 95ZM119 93H117L116 95H118ZM139 94V93H138ZM142 94V93H141ZM149 94V93H148ZM163 94V93H162ZM161 94V95H162ZM167 94H171V93H167ZM173 94V93H172ZM182 94V93H181ZM203 94V93H202ZM207 94V93H206ZM53 95V94H52ZM55 95V93H54ZM53 95V97H54ZM131 95V94H130ZM149 95L148 98H151V96ZM160 95V97H161ZM210 95V94H209ZM218 95V94H217ZM60 96V95H59ZM62 96V94H61ZM107 96H108V93H107ZM106 96V97H107ZM123 96V95H122ZM140 96V95H139ZM142 96V95H141ZM147 96V95H146ZM166 96V94H165ZM216 96V95H215ZM233 96V95H232ZM246 96V95H245ZM255 96V94H254ZM262 96V95H261ZM109 97V96H108ZM118 97V96H117ZM116 97V98H117ZM188 97V96H187ZM207 97V95H206ZM217 97V96H216ZM260 97V96H259ZM62 98V97H61ZM112 98V97H111ZM119 98V97H118ZM121 98V97H120ZM196 98V97H195ZM210 98H213V97H210ZM209 98V99H210ZM58 99V98H57ZM70 99V100H69ZM110 99V98H109ZM206 99V98H204ZM219 99V98H218ZM218 99H215L218 100ZM245 99V98H244ZM248 99V98H247ZM111 100V99H110ZM110 100H107L108 102ZM149 100V99H148ZM147 100V101H148ZM167 100V99H166ZM165 100V101H166ZM169 100V99H168ZM176 100V99H175ZM187 100V99H186ZM212 100V99H210ZM214 100V98H213ZM236 100V99H235ZM60 101V102H59ZM94 101V102H93ZM135 101V100H134ZM172 101V100H171ZM199 101V99H198ZM198 101L196 100V102L198 103ZM208 101V100H207ZM57 102V103H56ZM127 102V103H128ZM134 104H133V103ZM158 102V101H157ZM156 102V103H157ZM173 102H174V99H173ZM192 102V101H191ZM218 102V101H216ZM124 103V100H121L119 99L118 101L116 102H113V103H107L104 104L106 105L105 108L103 107V109H100V111L104 110L107 112L111 111L112 110L114 111L116 109H119L121 106L125 105V103L123 105H120ZM160 103V102H159ZM169 103V102H168ZM175 103V102H174ZM215 103V102H214ZM246 103V102H245ZM255 103V102H254ZM129 104L128 106L126 105L125 107H129ZM140 104V103H139ZM145 104V103H144ZM204 104V102H203ZM211 104V103H210ZM213 104V103H212ZM211 104V105H212ZM249 104V102H248ZM252 104V103H251ZM102 105V103H101ZM120 105V106H119ZM186 105V104H185ZM207 105V104H206ZM217 105V103H216ZM131 106V107H132ZM190 104L186 105L187 109L189 108ZM197 106V105H195ZM199 106V105H198ZM203 106V105H202ZM208 106V105H207ZM210 106V105H209ZM238 106V105H237ZM236 106V107H237ZM124 108V107H122ZM120 108L119 110L121 111ZM208 108V107H207ZM190 109V108H189ZM88 110V109H87ZM86 110V111H87ZM118 110V111H119ZM126 110V109H125ZM123 109V111H125ZM233 110V108L231 109ZM97 111V110H96ZM116 111V110H115ZM118 111H116L115 115H117ZM127 112L129 110H126ZM126 111L124 113H126ZM193 111V110H191ZM190 111V112H191ZM209 111V110H208ZM130 112V111H129ZM97 113V112H96ZM95 113V114H96ZM99 113V112H98ZM105 113V112H104ZM114 113V112H113ZM123 113V112H120V114ZM150 113V112H149ZM149 113H146L149 115ZM159 113V112H158ZM187 113H188V110H187ZM101 114H103V112H101ZM101 114H99L98 116H100ZM119 114V115H120ZM128 114V113H126ZM134 114V113H133ZM139 114V113H137ZM136 114V115H137ZM151 114V113H150ZM189 114V113H188ZM86 115V113L84 114V116ZM88 115V114H87ZM86 115V116H87ZM104 115V114H103ZM110 115H112L110 113ZM109 115V116H110ZM145 116L146 118L148 117ZM211 115H214V114H210V117ZM89 116L92 118L93 116H91L89 114ZM105 116V115H104ZM126 116V115H125ZM132 116V115H131ZM144 116V115H142ZM150 116V115H149ZM107 117V116H106ZM127 117V116H126ZM130 116L128 115V118ZM133 117V116H132ZM131 117V118H132ZM189 117V116H188ZM88 118V117H87ZM96 118V117H95ZM114 118V117H113ZM118 118V117H117ZM137 118V117H136ZM139 118V117H138ZM142 118V117H141ZM157 118V117H156ZM162 118V117H161ZM204 118V117H203ZM209 119V117H207ZM212 118V117H211ZM97 119V118H96ZM95 119V121H96ZM109 119V117H108ZM107 119V120H108ZM116 119V118H115ZM119 119V118H118ZM150 119V118H149ZM195 119V118H194ZM207 119V121H208ZM88 120V119H87ZM98 120H101L102 119H99ZM111 120V118H110ZM109 120V121H110ZM114 120V119H113ZM125 120L126 118L124 117H121L120 121H116L117 123H115V127L118 129V130H122V123L120 124L121 121H124V125H125ZM134 120V119H133ZM145 119L143 118V121ZM191 120V119H189ZM202 120V119H201ZM200 120V121H201ZM205 119H203L202 121H204ZM223 120V119H222ZM106 121V120H105ZM137 121V120H136ZM142 121V123H144ZM199 121V120H198ZM145 122L147 123V121L145 120ZM206 122V121H205ZM97 123V121H96ZM103 123V122H102ZM112 123V122H111ZM114 123V121H113ZM112 123V125H114ZM133 123V122H132ZM140 123V121H139ZM210 123V122H209ZM212 123V122H211ZM131 125L128 121V123L126 122V125L128 126ZM203 124V123H202ZM205 124V123H204ZM217 124V123H216ZM95 125V124H94ZM101 125V124H100ZM104 125V126H103ZM103 127L105 129V124L103 123ZM123 125V126H124ZM138 125V124H137ZM145 125L144 124H141V126ZM199 125V123H198ZM197 125V126H198ZM212 125V124H211ZM218 125V124H217ZM243 125V124H242ZM99 126V124H97V127ZM196 126V125H195ZM207 126V125H206ZM205 126V127H206ZM107 127H108V124H107ZM133 127V126H132ZM216 127V126H214ZM213 127V128H214ZM82 128V129H81ZM101 128V127H100ZM126 128V127H125ZM130 128V127H129ZM128 128V129H129ZM148 128V127H147ZM204 128V127H203ZM96 129V128H95ZM113 130V128H111ZM110 129V130H111ZM115 129V130H117ZM140 129V128H139ZM189 129V127L187 128ZM242 129V128H241ZM106 130V129H105ZM108 130V129H107ZM191 129H189L188 131L190 132ZM199 130V129H198ZM202 130V129H201ZM249 130V129H248ZM100 131V130H99ZM103 131V130H102ZM101 131V132H102ZM186 131V130H185ZM227 131V130H226ZM237 131V130H236ZM242 131V130H241ZM98 132V131H97ZM115 132V131H114ZM113 132V133H114ZM126 132V130H125ZM132 132V131H131ZM188 132V133H189ZM206 132V130H205ZM108 133H111L109 132L108 130ZM107 133V134H108ZM130 133V132H128ZM150 133V132H149ZM187 133V134H188ZM193 133H194V130H193ZM226 133V132H225ZM229 133V132H228ZM134 133H131V135H133ZM186 134V133H185ZM199 134V133H198ZM202 135H204L205 133H201ZM109 135V134H108ZM116 135H121L120 132ZM124 133L122 134V137ZM130 135V136H131ZM192 135V134H191ZM106 136V134H105ZM103 136L104 138L103 139H106L107 137ZM198 136V135H197ZM69 137V138H68ZM97 137V136H96ZM111 137V136H110ZM109 137V138H110ZM117 137H121V136H117ZM185 137V136H184ZM203 137V136H202ZM67 138V139H66ZM102 138V135L100 137V139ZM194 138V137H193ZM215 138V137H214ZM96 139V138H95ZM111 139V138H110ZM116 139V138H115ZM170 139V138H169ZM249 139V138H248ZM86 140V139H85ZM84 140V141H85ZM118 140V139H117ZM117 140H111V141H114V145L113 147L115 146V141ZM123 140V139H122ZM133 140V138H132ZM157 140V139H156ZM171 140V139H170ZM208 140V139H207ZM254 140V139H253ZM252 140V141H253ZM260 140V139H259ZM66 141H68L67 143H65ZM79 141V140H78ZM121 141V139H120ZM205 141V140H204ZM221 141V140H219ZM218 141V142H219ZM73 141H71L72 143ZM77 142V143H76ZM208 142V141H207ZM225 142V141H224ZM231 142V141H229ZM256 142V141H254ZM261 142V140H260ZM106 143V142H105ZM259 143V141L257 142ZM256 143V144H257ZM83 144V143H82ZM82 144H80L82 146ZM97 144V143H96ZM95 144V145H96ZM108 144V143H107ZM127 144V143H126ZM152 144V143H150ZM177 144V143H176ZM192 144V143H191ZM190 144V145H191ZM194 144V143H193ZM204 144V143H203ZM207 144V143H206ZM228 144V143H227ZM226 144V145H227ZM230 144V143H229ZM254 145L257 146V145ZM71 145V144H70ZM84 145H88L89 144H84ZM83 145V146H84ZM98 145V144H97ZM110 145V144H108ZM112 145V144H111ZM110 145V148H112ZM117 145V143H116ZM186 145V144H185ZM200 145V143H199ZM242 145V144H241ZM251 145V144H250ZM248 145V147L250 146ZM68 146V147H66ZM88 146H85V147H88ZM92 145H90L91 147ZM173 146V145H172ZM188 146V145H187ZM252 146V145H251ZM71 147V146H70ZM84 147V148H85ZM89 147V148H90ZM93 147V146H92ZM106 147V146H105ZM123 147V146H121ZM176 147V145H175ZM173 147V148H175ZM192 147V146H191ZM199 147V146H198ZM243 147V146H242ZM253 147V148H254ZM261 147V146H260ZM78 148V147H77ZM83 147H80L81 151ZM83 148V149H84ZM94 148V147H93ZM107 148V147H106ZM116 148V146H115ZM119 148V147H118ZM185 148V146H184ZM189 148V147H188ZM193 148V147H192ZM206 148V147H205ZM75 149V148H74ZM87 149V148H86ZM85 149V150H86ZM108 149V148H107ZM106 149V150H107ZM126 149V148H125ZM124 149V150H125ZM141 149V148H140ZM187 149V148H186ZM190 149V148H189ZM69 150V151H70ZM88 150V149H87ZM90 150L93 151V149L91 148ZM98 150V149H97ZM108 150H111V149H108ZM121 151V148L119 149ZM143 150V149H142ZM172 150V149H171ZM204 150H208V149H204ZM216 150V149H215ZM219 150V149H218ZM89 151V150H88ZM90 151V152H92ZM174 151V150H173ZM191 151V150H190ZM193 151V150H192ZM232 151V150H231ZM245 151V150H244ZM77 152V151H76ZM75 151H74V157H75V154H77ZM86 152V151H85ZM83 152V154L85 153ZM98 152V151H97ZM110 152V151H109ZM142 152V151H141ZM144 152V151H143ZM175 152V151H174ZM235 152V151H234ZM68 153V154H67ZM80 153V152H79ZM105 153V152H104ZM107 153V152H106ZM190 153V152H189ZM193 154V152H191ZM191 153L188 155L190 156ZM200 153V152H199ZM208 153V151H207ZM212 153V152H211ZM223 153V152H222ZM229 153V151H228ZM227 153V154H228ZM248 153V152H247ZM263 153H264V150L263 148H260V150L257 151V148L254 149V158H257L262 155L263 157ZM91 154V153H89ZM120 154V153H119ZM186 154V153H185ZM232 153H230L231 155ZM65 155V157H67ZM77 155H80L78 156L77 158L79 157H82V153L81 154H77ZM110 155V154H109ZM112 155H113V152H112ZM110 155V157L112 156ZM184 155V154H183ZM204 156V154H202ZM229 155V154H228ZM242 155V154H241ZM71 156V155H70ZM89 156L87 153L85 155V157ZM120 156V155H119ZM200 156V154H199ZM202 158H205L203 157ZM208 156V155H207ZM224 156V155H223ZM227 156V155H226ZM236 156V155H235ZM243 156V155H242ZM84 157V158H85ZM92 157V155H91ZM98 157V156H97ZM100 157V156H99ZM98 157V158H99ZM105 157V156H104ZM103 157V158H104ZM181 157V156H180ZM210 157V156H209ZM69 158V156L67 157V159ZM72 158V157H70ZM76 158V157H75ZM73 158V159H75ZM76 158V159H77ZM83 158V159H84ZM193 158V157H192ZM200 158V157H199ZM218 158V157H217ZM226 158V157H225ZM224 158V159H225ZM233 158V157H232ZM253 158V157H252ZM261 158V157H260ZM59 159V160H60ZM65 159V158H64ZM63 159V160H64ZM75 159V160H76ZM90 159L89 158H85V160H88ZM95 159V158H94ZM124 159V158H123ZM168 159V158H167ZM188 159V158H187ZM195 159V158H193ZM191 159V161L193 160ZM262 159V158H261ZM264 159V157H263ZM74 160V161H75ZM80 160V159H79ZM108 160V159H107ZM138 160V159H137ZM184 161L186 160V157L183 159ZM199 160V159H198ZM202 160V159H200ZM208 160V159H207ZM206 160V161H207ZM231 160V158H230ZM241 160V159H240ZM239 160V161H240ZM54 161H56V163H54ZM72 163L73 160H71ZM111 161V160H110ZM183 161V162H184ZM189 161V162H191ZM210 161V160H209ZM255 161V163L258 161V160H253ZM70 161H68L69 163ZM78 162V160H77ZM76 162V163H77ZM188 162V161H187ZM194 162L196 163V161L194 160ZM204 162V161H203ZM226 162V160H225ZM228 162V161H227ZM237 162V161H236ZM264 162V160H263ZM60 164H62V162L59 161ZM66 163V162H65ZM66 163L67 165H70L71 167V162L70 164ZM89 163H90V160H89ZM99 163V162H98ZM108 163V162H107ZM121 163V162H120ZM186 163V162H185ZM193 163V162H192ZM193 163V164H195ZM207 163V162H206ZM217 162H215L216 164ZM221 163V162H220ZM245 163V162H244ZM259 163V161H258ZM64 164V165H66ZM81 164V163H80ZM92 164V163H91ZM167 164V163H166ZM179 164V163H178ZM177 164V165H178ZM183 164V163H182ZM188 164V163H187ZM191 165V163H189ZM197 164V163H196ZM195 164V165H196ZM218 164V163H217ZM216 164V165H217ZM59 164H57L58 166ZM63 165V164H62ZM63 165V166H64ZM74 165H76L75 163L73 164L72 167H74ZM79 165V163H78ZM88 165V164H87ZM93 165V164H92ZM90 165V166H92ZM100 165V164H99ZM131 165V164H130ZM189 165V166H190ZM201 165L204 167L205 166V162L204 164L201 163ZM208 165V164H207ZM210 165V164H209ZM208 165V166H209ZM219 165V164H218ZM222 165V164H220ZM261 165V162L260 164ZM264 165V164H262ZM51 166V165H50ZM49 166V167H50ZM54 166V167H53ZM61 166V165H60ZM82 166V165H81ZM96 166V165H95ZM114 166V165H113ZM129 166V165H128ZM127 166V167H128ZM151 166V165H150ZM176 166V165H174ZM179 166V165H178ZM188 166V165H187ZM192 166V165H191ZM199 166V165H198ZM66 167V166H64ZM69 167V166H68ZM68 167L65 168V170H67L68 172L70 171L68 169ZM69 167V168H70ZM71 167V168H72ZM117 167V166H116ZM120 167V166H119ZM119 167H117L116 169H118ZM131 168V166H129ZM159 167V165L157 166V168ZM193 167H195L193 165ZM192 167V168H193ZM219 167V166H218ZM228 167V166H227ZM240 167V166H238ZM252 167H254V165H251L250 163H246V165L240 170V172L238 173L239 175H235L236 177L231 180L227 185L224 183V185H226L224 188L222 187H219L217 186V188H222V190L218 193H214L212 196H208L205 197V199L201 202V203H198L192 207L189 206V202H188V209L187 208V205H185L186 207H184L185 209L187 208V210H185L186 214L184 213L183 215H178V216H175L174 214V218H168L170 220H172V223H173V229L175 228V226H180L181 227V230H180V233H179V236H178V240H179V248L177 247V249L175 250L174 247L175 245H173V250L172 249L170 250L171 252L169 254H172L169 255V260L170 263L169 264H176V262L178 261L179 263L181 262L179 260V256L182 255V257L180 259H182L184 257L185 254H187L185 256L188 257V254H190V249H194V247H196L195 244H193L195 242H192V237H194L195 233L191 238V233H192V230H194V226L199 224L200 226V222H203L204 219H212V217H207L208 215H205V213H208L209 211L208 210H212V207H216L217 208L222 204L224 203L225 201H228L232 198H234L235 196L237 197L238 195L237 192L239 191V188L241 187V184H243V181H244V178L246 175H248L250 172L252 171H255V170H252ZM259 167V166H258ZM256 167V170L257 168ZM60 168V167H59ZM70 168V169H71ZM76 168V167H75ZM80 168V167H79ZM93 168V166H92ZM177 168V167H176ZM179 169L181 167H178ZM184 168V167H183ZM191 168V169H192ZM202 168V167H201ZM207 170H208V167L206 166ZM229 168V167H228ZM241 168V167H240ZM62 169V167H61ZM104 169V168H103ZM109 169V168H108ZM115 171H118L116 170ZM128 169V168H127ZM161 169V168H160ZM196 170H198V168H195ZM203 169V168H202ZM213 169V168H212ZM218 169L217 167H215V169L213 170H216ZM254 169V168H253ZM48 170V168H47ZM46 170V171H47ZM93 170V169H92ZM110 170V169H109ZM170 171H172L171 169H169ZM185 170H187V168H185ZM190 169H188V172H189ZM193 170V169H192ZM226 170V168H225ZM49 171V170H48ZM63 172V170H61ZM73 171V170H72ZM76 171V170H75ZM73 171V172H75ZM78 171V170H77ZM76 171V173H77ZM103 171V170H101ZM112 171V170H111ZM114 171V169H113ZM181 171V169H180ZM184 171V170H183ZM259 172V170H257ZM262 171V170H261ZM50 172H52V170H50ZM55 172H57V170H55ZM54 172V173H55ZM61 172V174H62ZM178 172V170H177ZM187 172V171H186ZM201 172V171H200ZM46 173V172H45ZM53 173V174H54ZM65 173H67L66 171L64 172V175L65 176ZM91 173V172H90ZM102 173V172H100ZM104 173V172H103ZM102 173V174H103ZM109 173V172H108ZM107 173V174H108ZM114 173V172H113ZM123 173V172H122ZM171 173V172H170ZM175 173V172H174ZM199 173V171L197 172ZM195 172V174H197ZM257 173V172H256ZM56 174V173H55ZM54 174V175H55ZM60 174V172L58 173ZM56 174V175H58ZM70 174V173H68ZM74 174V173H73ZM105 174V173H104ZM116 174H120V172L116 173ZM128 174V173H127ZM135 174V173H134ZM177 174V173H175ZM179 174V173H178ZM194 174V175H195ZM201 174V173H200ZM202 174H203V170H202ZM206 174V172H205ZM218 174V173H217ZM223 174V173H222ZM226 174V173H225ZM230 174V173H229ZM233 174V172H232ZM254 175V173H252ZM52 175V174H51ZM50 175V176H51ZM109 175V174H108ZM221 175V174H220ZM252 175V177H253ZM256 175V174H255ZM46 176V175H45ZM48 176V175H47ZM49 176V177H50ZM53 176V175H52ZM62 175H60V181L63 180ZM68 176V175H67ZM115 176V175H114ZM118 176V175H116ZM115 176V177H116ZM177 176V175H176ZM175 176V177H176ZM196 176H201V175H196ZM213 176V175H212ZM216 176V175H214ZM49 177H46L47 180ZM73 177V176H72ZM77 177V176H76ZM94 177V176H93ZM95 177H99L98 174L97 176ZM101 177V176H100ZM171 177L173 178V175L171 173ZM191 177V176H190ZM205 177V175L203 176ZM208 177V176H207ZM211 177V176H210ZM208 177V178H210ZM230 177V176H229ZM232 177V176H231ZM249 177V175H248ZM247 177V178H248ZM42 178V176L40 177ZM70 177H68L69 179ZM194 178V176H193ZM206 181L209 182V179ZM259 177L256 176V179H258ZM53 181L56 180L55 178H52ZM58 179V177H57ZM67 178H65L64 180H66ZM112 179V178H111ZM161 179V178H160ZM221 179V178H219ZM231 179V178H230ZM229 179V180H230ZM254 179V178H253ZM43 180V178H42ZM42 180H39V181H42ZM46 180V179H45ZM44 180V181H45ZM172 180V179H171ZM201 180L202 177H201ZM200 180V182H201ZM260 180V179H259ZM48 181H51V180H48ZM47 181V183H48ZM58 181V182H60ZM118 181V180H117ZM121 181V180H120ZM173 181V180H172ZM176 181V179H175ZM205 181V182H206ZM247 181V180H246ZM257 181V180H255ZM57 182V181H56ZM55 182V184H56ZM57 182V183H58ZM62 182V181H61ZM67 182V181H65ZM91 182V181H90ZM89 182V183H90ZM150 182V181H149ZM160 182V181H159ZM212 181H210L209 183H211ZM215 182V181H214ZM219 183V181H217ZM228 182V179L227 181ZM54 183V182H53ZM52 183V184H53ZM111 183V182H110ZM148 183V182H147ZM155 183V182H154ZM176 183V182H175ZM203 183V182H202ZM208 183V184H209ZM45 184V183H43ZM50 184V182L48 183ZM59 184V183H58ZM78 184V183H77ZM86 184V183H85ZM92 184V183H91ZM109 184V183H108ZM119 184V182L117 183ZM116 183L113 184L114 187L115 185H117ZM150 184H152L153 186V183L151 182ZM148 184V185H150ZM197 184V183H196ZM207 184V183H206ZM205 184V186H206ZM220 184H221V180H220ZM258 184V183H257ZM61 185V183H60ZM64 185H67L65 183H63V186ZM107 185V184H106ZM112 185V186H113ZM172 185V184H171ZM174 185V183H173ZM178 185V184H177ZM215 185H218V184H215ZM222 185V184H221ZM245 185V184H244ZM243 185V187H244ZM41 186H42V183H41ZM49 186V185H48ZM83 186V185H82ZM95 186V185H94ZM93 186V187H94ZM118 186H121V184H119ZM140 186V185H139ZM151 186V187H152ZM157 186V184H156ZM155 186V187H156ZM194 186V185H193ZM210 186V185H209ZM214 186V185H213ZM247 186V185H245ZM253 186V185H252ZM251 186V187H252ZM51 187V185H50ZM56 187V186H55ZM87 187V185H86ZM114 187L112 189H114ZM154 187V186H153ZM176 187V186H175ZM174 187V188H175ZM200 187V186H199ZM215 187V186H214ZM249 187V186H248ZM21 188V189H20ZM47 188V187H46ZM61 188V186H60ZM82 188V187H81ZM84 188V186H83ZM101 188V187H100ZM110 188V189H111ZM117 188V187H116ZM115 188V189H116ZM209 188V187H208ZM216 188V187H215ZM250 188V187H249ZM57 189V188H56ZM54 189V190H56ZM59 189V188H58ZM80 189V187H79ZM102 189V188H101ZM120 189V188H118ZM151 189V188H150ZM179 189V188H178ZM177 189V190H178ZM199 189V188H198ZM248 189V188H245V190ZM28 190V189H27ZM26 190V191H27ZM31 190V189H30ZM29 190V191H30ZM47 190V189H46ZM68 190V189H67ZM89 189H87L86 191H88ZM95 190V188H94ZM93 190V191H94ZM97 190H100V189H97ZM103 190V189H102ZM101 190V191H102ZM153 190V188L151 189ZM174 190V189H173ZM180 190V189H179ZM178 190V192L180 193V191ZM208 190V189H207ZM214 190V189H213ZM216 190V189H215ZM214 190V191H215ZM24 191V190H23ZM28 191V192H29ZM43 191V190H42ZM41 191V192H42ZM48 191V190H47ZM53 191V190H52ZM62 191V190H61ZM83 191V190H81ZM85 191V193H86ZM100 191V192H101ZM119 191V190H118ZM218 191V190H217ZM242 191V189H241ZM240 191V192H241ZM244 191V189H243ZM250 191V190H249ZM259 191V190H258ZM19 192V193H20ZM25 192V191H24ZM23 192V193H24ZM36 192V193H35ZM46 192V191H45ZM91 192H92V189H91ZM117 191H115L114 193L116 194ZM177 192V191H176ZM197 192V191H196ZM208 192V191H207ZM213 192V191H211ZM239 192V193H240ZM246 194H249L248 193V190H246ZM32 193V191H31ZM50 193V192H49ZM89 193V191H88ZM95 193V192H94ZM99 193V192H98ZM113 193V192H111ZM118 193V192H117ZM172 193V192H170ZM238 193V194H239ZM243 194L245 192H242ZM30 194V192H29ZM48 194V193H47ZM45 193V195H47ZM78 194V193H77ZM101 194V193H100ZM113 194L112 196L114 197ZM120 194V193H119ZM145 194V193H144ZM184 194V193H182ZM187 194V193H186ZM193 194V192H192ZM203 194H206L203 193ZM201 194V195H203ZM258 194V193H257ZM256 194V195H257ZM21 195V193H20ZM18 195V196H20ZM39 195V194H38ZM49 195V194H48ZM86 195V194H85ZM91 195V194H90ZM118 195V194H117ZM121 195V194H120ZM118 195V197L120 196ZM199 195V197L201 196ZM211 195V194H210ZM24 196L26 197V199L30 200L31 198L28 197L27 198V195H22L20 196L19 198L23 197L24 199ZM33 196V194L31 195V197ZM76 196V195H75ZM99 196V195H98ZM164 196V195H163ZM182 196V195H181ZM190 196V195H189ZM261 196V194H260ZM38 197V196H37ZM49 197V196H48ZM116 197V196H115ZM169 197H171L169 195ZM184 197V196H183ZM188 197V195H187ZM242 197V196H240ZM244 197V196H243ZM39 198V197H38ZM44 198V197H43ZM42 198V199H43ZM46 198V196H45ZM91 198V197H90ZM112 198V197H111ZM250 198V197H249ZM17 199V198H16ZM35 199V198H34ZM33 197H32V201L34 200ZM184 199V198H183ZM183 199H180V200H183ZM240 199V198H239ZM247 199V198H246ZM12 200V201H11ZM20 200V199H19ZM28 200H25V202L27 201L28 203ZM44 200V199H43ZM47 200V199H46ZM92 200V199H91ZM160 200V199H159ZM169 200V199H168ZM193 200V199H192ZM200 200V198L198 199ZM202 200V198H201ZM11 201V202H10ZM42 201V200H41ZM54 201V200H53ZM242 201V200H241ZM244 201V199H243ZM17 201H15L14 204H17L16 203ZM22 202V200H21ZM31 202V201H30ZM37 201H35L36 203ZM39 203L38 204H42V202L40 203V201H38ZM66 202V201H65ZM81 202V201H80ZM99 202V201H98ZM156 202V201H155ZM176 202V201H175ZM178 203L176 205H178L180 202L179 200L177 201ZM248 202V201H247ZM261 202V201H260ZM32 203V202H31ZM49 203V202H48ZM56 203V202H55ZM142 203V202H141ZM161 203V202H160ZM171 203V202H169ZM192 203V202H191ZM194 203V202H193ZM238 203V202H237ZM257 203V202H256ZM22 204V203H21ZM33 204V203H32ZM175 204V203H173ZM184 204V203H183ZM182 204V206H183ZM186 204V203H185ZM232 204V202H231ZM236 204V203H235ZM234 204V205H235ZM239 204V203H238ZM244 204V203H243ZM9 205V206H8ZM28 205V204H27ZM26 205V207H27ZM30 205V204H29ZM34 205V204H33ZM37 205V204H36ZM59 205V206H58ZM57 206L60 207V204H58ZM93 205V204H92ZM117 205V204H116ZM164 205V204H163ZM181 205V204H180ZM223 205V204H222ZM229 205V204H228ZM228 205H225V206H228ZM233 205V206H234ZM15 206V205H14ZM20 206L17 205V208L15 207H12L13 208V211L15 209H22L21 211L23 212V207L22 208H18ZM22 206V205H21ZM48 206V205H47ZM74 206V205H73ZM101 206V205H99ZM156 206V205H155ZM232 206V207H233ZM247 206V205H246ZM257 206V204H256ZM9 207V208H10ZM29 207V206H28ZM66 207V206H65ZM79 207V206H78ZM85 207V206H83ZM94 207V206H93ZM103 207V206H102ZM230 207V205L228 206ZM227 207V208H228ZM262 207V206H261ZM12 208H11V211H7L9 212L10 214L8 215H13L12 213H14L12 211ZM15 208V209H14ZM32 210L33 208H36L37 210V206L35 207H31ZM151 208V207H150ZM155 208V207H154ZM157 208V207H156ZM155 208V210H156ZM167 208V207H166ZM181 208V207H180ZM182 208V209H184ZM220 208V207H219ZM39 209V208H38ZM64 209V208H63ZM159 209V208H158ZM169 209V208H168ZM181 209V210H182ZM222 210V207L220 208ZM219 209V210H220ZM226 209V208H225ZM223 208V210H225ZM231 209V207H230ZM232 209H235V210H238V208H232ZM10 210V209H9ZM28 210V209H27ZM32 210L30 211V209L28 210V212H32ZM35 210V211H36ZM48 210V209H47ZM102 210V209H101ZM100 210V211H101ZM220 210V211H221ZM222 210V211H223ZM228 210V209H227ZM240 210V209H239ZM248 210V209H247ZM256 210V209H255ZM258 210V209H257ZM19 211V210H18ZM19 211V212H21ZM50 211V210H49ZM57 211V210H56ZM213 211V210H212ZM216 211V210H215ZM218 211V212H220ZM230 212H233L228 210ZM245 211V210H244ZM254 211V210H253ZM12 212V213H11ZM17 210L15 211V214L13 216H20L19 213H16ZM26 213L28 214V216L30 215L29 213ZM39 212V211H38ZM104 212V211H103ZM148 212V211H147ZM152 212V211H151ZM169 212V211H168ZM225 212V211H224ZM235 212V211H234ZM234 212H233V215H234ZM241 212V211H239ZM262 212V211H261ZM171 213V212H170ZM227 214L226 217H227ZM255 213V212H254ZM6 214V213H5ZM3 214L2 217L5 215ZM22 214V213H20ZM34 214V213H33ZM80 214V213H79ZM173 214V213H171ZM182 214V213H181ZM218 213H216L214 216H216ZM224 214V213H222ZM221 214V215H222ZM231 214V213H230ZM237 215V212L235 213ZM6 215V218H8L9 216ZM49 215V214H48ZM47 215V216H48ZM102 215V214H101ZM222 216V217H225ZM248 215V213H247ZM8 216V217H7ZM23 216V214H22ZM21 216V218H22ZM71 216V215H70ZM145 216V215H144ZM170 216V215H169ZM212 216V213L211 215ZM249 216V215H248ZM263 216V215H261ZM260 216V218L262 219V217ZM160 217V216H159ZM207 217V218H206ZM220 217V216H219ZM230 217V216H228ZM227 217V218H228ZM234 217V216H232ZM13 218V217H11ZM16 218V217H15ZM20 218V217H19ZM46 218V217H45ZM247 218V217H245ZM250 218V217H249ZM256 218V217H254ZM253 218V219H254ZM14 219V218H13ZM35 219V218H34ZM155 219V218H154ZM207 219V220H208ZM224 218H222L223 220ZM226 219V218H225ZM233 219V218H231ZM236 219V218H234ZM233 219V220H234ZM244 219V217L242 218ZM7 220V219H6ZM30 220V219H28ZM70 220V219H69ZM77 220V219H76ZM103 220V219H102ZM219 220V218H218ZM237 220V219H236ZM235 221H232V222H236ZM238 220H239V217H238ZM237 220V221H238ZM245 220V219H244ZM242 220V221H244ZM252 220V219H251ZM259 220V219H258ZM1 221V220H0ZM8 221V220H7ZM7 221H5V223H7ZM10 221V219H9ZM12 221V220H11ZM65 221V219H64ZM79 221V220H78ZM209 222L212 221V220H208ZM214 221V220H213ZM217 221V220H216ZM241 221V219H240ZM239 221V222H240ZM253 221V220H252ZM260 221V220H259ZM22 222V220H21ZM25 222H29V221H25ZM34 222V221H33ZM47 222V221H46ZM45 222V223H46ZM171 222V221H170ZM169 222V223H170ZM215 222V221H214ZM220 222V221H219ZM231 220H229V222L226 223V221L224 222L223 221V224L226 223H230ZM248 222V221H246ZM251 222V221H250ZM261 222V221H260ZM4 221H3V224H5ZM15 223H17L15 221ZM24 223V222H23ZM21 223V224H23ZM37 223V221H36ZM137 223V221H136ZM218 223V222H216ZM215 223V224H216ZM238 223V222H237ZM253 223V222H252ZM30 226L33 227L35 226L36 224L34 223V225L32 226V223L30 222ZM68 224V223H67ZM77 224V223H76ZM83 224V223H82ZM207 224V223H206ZM206 224H202L201 225V228L202 230H206V232H208V228L209 227H213V226H210L207 227V226H203V225H206ZM236 224V223H235ZM246 224V223H245ZM251 224V223H250ZM9 224L6 225V227L8 226ZM18 225V224H17ZM51 225V224H50ZM66 225V224H65ZM65 225H61L62 229L64 228ZM89 225V224H88ZM105 225V224H104ZM214 225V224H213ZM231 225V224H230ZM255 225V224H254ZM259 226V224H257ZM261 225V224H260ZM3 226V225H1ZM22 225H20L21 227ZM29 226V225H28ZM29 226V228H31ZM52 226V225H51ZM50 226V227H51ZM60 226V225H59ZM70 226V225H69ZM73 226V225H72ZM198 226V225H197ZM204 229H203V227ZM225 226V224H224ZM222 226V227H224ZM239 226V225H238ZM262 226V225H261ZM14 227V226H13ZM40 227V226H39ZM43 227H46V226H43ZM42 227V228H43ZM49 227V226H48ZM86 227V226H85ZM11 228V227H10ZM9 228V229H10ZM23 228V227H22ZM25 228V226H24ZM41 228V229H42ZM53 228V227H52ZM55 228V227H54ZM59 228V227H58ZM67 228V227H65ZM143 228V227H142ZM199 228V233L202 232V230H200L201 228ZM198 228L196 229V231L198 230ZM226 228V227H225ZM231 228V227H230ZM237 228V227H236ZM235 228V229H236ZM256 228V227H255ZM254 228V230H255ZM6 229V228H5ZM21 229V228H20ZM32 229V228H31ZM34 229V228H33ZM36 229V228H35ZM56 229V228H55ZM62 229L60 230V233L62 231ZM68 229L72 231L73 227L69 228ZM66 229V232L67 230ZM213 229V228H212ZM211 229V230H212ZM220 229V228H219ZM233 229V228H231ZM231 229L228 228V225H227V232L231 235ZM246 229V228H245ZM248 229V228H247ZM253 229V228H252ZM251 229V230H252ZM258 229V228H257ZM1 230V229H0ZM3 230V229H2ZM8 231V229H6ZM5 230V231H6ZM15 230V229H14ZM46 230V229H44ZM57 230V229H56ZM58 230V231H59ZM64 230V229H63ZM141 230V229H140ZM168 230V229H166ZM172 230V228H171ZM170 230V232H171ZM210 230V229H209ZM215 230V229H214ZM218 230V229H217ZM225 230V229H224ZM260 230V229H259ZM30 231V229H29ZM36 233L34 232V230L32 232H28L29 234H31V236H29V240L26 241V239H23L25 241H19V243L17 242V244H15L16 242H14L13 246L11 245L10 248H12L11 252L8 253L9 255H7L8 257L6 259H3L1 261L2 264H36V262H40L39 264H53L52 262V258L50 257H55V259H58L53 251V248L55 250V245L58 244H54V242H60L58 241V239L56 238V231L54 232V235L53 237H49V238H46V240L44 241L43 239V235L41 232L42 230L38 231L35 230ZM52 231V230H50ZM57 231V233H58ZM69 231V232H71ZM133 231V230H132ZM195 231V232H196ZM201 231V232H200ZM226 231V230H225ZM224 231V232H225ZM238 231V230H237ZM247 231V230H246ZM264 231V230H263ZM263 231H262V237H264V234H263ZM4 232V230L2 231V233ZM26 232V231H25ZM47 232V231H46ZM45 232V233H46ZM49 232V231H48ZM53 232H51L53 234ZM65 233V231H63ZM62 232V233H63ZM191 232V233H190ZM210 232V231H209ZM219 232V230H218ZM222 232V231H220ZM226 232V233H227ZM255 232V231H254ZM50 233V232H49ZM76 233V232H74ZM125 235L127 234L126 232H124ZM131 233V232H130ZM198 233V234H199ZM203 234H205V232H202ZM213 233V232H212ZM217 233V232H216ZM215 233V234H216ZM233 233V232H232ZM27 234V235H29ZM70 234V233H69ZM68 234V235H69ZM129 234V233H128ZM138 234V233H137ZM143 234V233H142ZM202 234V235H203ZM221 234V233H220ZM219 234V235H220ZM229 234H227L226 236H228ZM250 234V233H249ZM58 235V234H57ZM62 235V234H61ZM68 235L66 234L67 236V239L69 238ZM136 236V234H134ZM208 235V233H207ZM218 235V234H217ZM218 235V236H219ZM8 236V235H7ZM15 236V235H14ZM60 236V235H58ZM63 236V235H62ZM65 236V235H64ZM65 236V237H66ZM156 236H158V234H156ZM206 235H203L202 237L203 238H206L205 237ZM239 236V235H238ZM16 237V236H15ZM23 237V236H22ZM64 237V239H65ZM159 237V236H158ZM156 237V238H158ZM197 237V236H196ZM200 237V236H198ZM197 237V238H198ZM59 239L62 237H58ZM143 238V237H142ZM190 238V241H191V245H195L193 246V248H191L192 246H190V244L186 245L188 239ZM229 238V237H228ZM260 236H258V238H255L256 240L259 239ZM22 239V238H21ZM57 239V240H56ZM160 239V238H159ZM196 239V238H195ZM200 240H202V238H199ZM207 239V238H206ZM262 239V238H261ZM66 240V239H65ZM70 240V239H69ZM198 240V239H197ZM230 240V239H229ZM10 241H14V238L12 237V239ZM62 241V240H61ZM67 241V240H66ZM205 242V240H203ZM260 241V240H259ZM263 241V242H262ZM79 242V241H78ZM198 243L197 244V247H199V240L197 241ZM202 242V241H201ZM203 242V243H204ZM234 242V241H233ZM232 242V243H233ZM254 242V241H253ZM61 243V242H60ZM84 243V242H83ZM164 243V242H162ZM189 243V241H188ZM207 243V241H206ZM221 243V242H220ZM258 244H261L263 246H259L256 244V246L260 248V255L261 256H264V240L262 239L261 240V243L260 242H256ZM75 244V243H74ZM77 244V243H76ZM82 244V243H80ZM175 244V243H174ZM208 244H211V242H209ZM208 244H205L204 245H208ZM228 244H231V242L229 241ZM234 244V243H233ZM79 246V244H77ZM188 247H186V246ZM202 245V248L203 246ZM253 245V244H251ZM57 246V245H56ZM81 248L82 247H85L84 244L83 246L80 245ZM87 244H86V247L87 248ZM170 246V245H169ZM167 247L165 248L166 250L168 249V252H169V249L171 247ZM204 246V248H205ZM209 246V245H208ZM248 246V245H247ZM1 247V246H0ZM60 247V245L58 246ZM62 247V246H61ZM66 247V246H65ZM64 247V249H65ZM98 247V246H97ZM256 247V248H257ZM63 248V247H62ZM62 248H59L60 250ZM70 248L71 245H70ZM95 248V247H94ZM101 248V247H100ZM136 248V247H135ZM176 248V247H175ZM203 248V249H204ZM254 248V246H253ZM69 251V247L67 248ZM65 249V250H67ZM75 249V247H74ZM79 249V248H78ZM88 249V248H87ZM97 249V248H95ZM126 249V248H125ZM139 249V248H138ZM165 249L163 248V244H158L156 247H154V250L152 252H148L146 254H143V252L141 253V255H138V257L140 256V261L144 262V260L146 258H150V257H153L155 258L156 260V257L159 258V256H162V254L164 252H167L165 251ZM200 250H203L199 247ZM198 249V250H199ZM242 249V248H241ZM249 249V248H248ZM10 250V249H9ZM67 250V251H68ZM90 250V248L88 249ZM92 250V249H91ZM207 250V248H206ZM57 251V250H55ZM59 251V250H58ZM57 251V252H58ZM63 251V249H62ZM66 251V252H67ZM68 251V252H69ZM93 251V250H92ZM179 251H180V254H179ZM195 251V250H194ZM193 251V252H194ZM246 251V250H244ZM243 251V252H244ZM252 251H253V255H255V251L257 250H251V253H250V256L252 255ZM259 251V250H258ZM257 251V252H258ZM56 254L58 255L60 253H57ZM64 252V251H63ZM62 252V253H63ZM85 252V251H84ZM196 252V251H195ZM3 253V252H2ZM1 253V254H2ZM65 253V252H64ZM71 253V252H70ZM138 253V252H137ZM145 253V252H144ZM242 253V252H241ZM61 254V253H60ZM59 254V255H60ZM75 254V253H74ZM77 254V253H76ZM90 254H93V253H90ZM139 254V253H138ZM167 255V253H164ZM196 254V253H194ZM234 254V253H233ZM248 254V253H247ZM259 254V252H258ZM49 255H51L50 257H48ZM65 255V254H64ZM69 255V254H68ZM71 255V254H70ZM78 255V254H77ZM80 255H83V254H80ZM78 255V256H80ZM86 255V254H85ZM89 255V254H88ZM242 255H244V253H242ZM43 256H47L45 258H43ZM87 256V255H86ZM86 256L83 257L84 259H86ZM233 256V255H232ZM249 256V255H248ZM246 256V257H248ZM2 257V256H1ZM71 258L74 257V256H70ZM69 257V258H70ZM88 257V256H87ZM191 257V256H190ZM189 257V258H190ZM245 257V258H246ZM258 257V256H257ZM256 257V258H257ZM82 258V259H83ZM93 258V257H91ZM161 258V259H162ZM165 258V256H164ZM168 258V257H167ZM219 258V257H218ZM226 258V257H225ZM239 258V257H238ZM251 258V257H250ZM2 259V258H0ZM76 259V257L74 258ZM81 259V258H80ZM83 259V260H84ZM112 259V258H111ZM213 259V258H212ZM221 259V258H220ZM62 260V259H61ZM70 260V259H69ZM148 260V259H147ZM160 260V259H159ZM185 260V259H183ZM188 260V259H187ZM186 260V261H187ZM201 260V259H200ZM219 260V259H218ZM241 261V259H239ZM250 260V259H249ZM54 261V260H53ZM88 261V260H87ZM107 261V260H106ZM129 261V260H128ZM162 261V260H161ZM160 263H163V261ZM165 261V260H164ZM166 261H168L166 259ZM193 261V260H192ZM208 261V260H206ZM212 261V260H211ZM225 261V259H224ZM233 261V260H232ZM237 261V260H236ZM239 261V262H240ZM243 261V260H242ZM241 261V262H242ZM248 261V260H247ZM70 262V261H69ZM72 262V261H71ZM142 262H139V263H142ZM150 262V261H149ZM148 262V263H149ZM156 262V261H155ZM154 262V263H155ZM159 262V261H158ZM185 262V261H184ZM188 262H190L188 260ZM187 262V263H188ZM218 262V261H217ZM238 262V263H239ZM240 262V263H241ZM255 262V261H254ZM264 262V261H262ZM0 263V264H1ZM59 263V262H58ZM76 263V262H75ZM108 263V262H107ZM178 263V264H179ZM186 263V262H185ZM204 263V262H203ZM202 263V264H203ZM213 263V262H212ZM236 262L234 261V264ZM237 263V264H238ZM244 263H247L246 261ZM243 263V264H244ZM55 264V263H54ZM57 264V263H56ZM63 264V263H62ZM88 264V263H87ZM110 264V263H109ZM113 264V263H112ZM146 264V263H145ZM166 264V263H164ZM183 264V262L181 263ZM189 264V263H188ZM214 264V263H213ZM221 264V263H219ZM233 264V263H232ZM259 264V263H258ZM264 264V263H263Z\"/></svg>","mask_w":264,"mask_h":264}]
</instances>
